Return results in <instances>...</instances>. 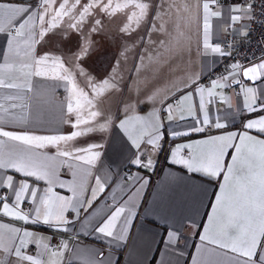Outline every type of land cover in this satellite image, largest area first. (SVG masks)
Instances as JSON below:
<instances>
[{
    "label": "crops",
    "instance_id": "crops-1",
    "mask_svg": "<svg viewBox=\"0 0 264 264\" xmlns=\"http://www.w3.org/2000/svg\"><path fill=\"white\" fill-rule=\"evenodd\" d=\"M14 2L34 4L35 0ZM205 2L209 3V42L220 43L224 50L225 37L245 22L243 18L240 24L232 25L229 22L230 6L240 5L241 0H162V10L158 9L157 0H99L98 6L94 7L98 8L100 27L106 32H116L111 37H101L99 45L102 48L121 49L131 46L132 50L126 53V56L131 58L137 39L135 36L120 39L118 33L122 32L123 28H128V32H146L141 44H136L140 48L147 47L151 36L167 38V32H171L170 35L177 38L161 39L159 44H156L154 39L152 41L154 47L163 48L158 49V52L159 57H164L165 60L160 67L164 74H159L160 71L154 76L146 72L141 80L132 71L126 83L116 81L115 89L108 84L101 88L96 108L86 101L77 103L70 96L76 86L81 92L85 90L88 98H95L97 92L92 94L88 91L89 79H100L93 82L99 81L102 86L105 78H108L106 72H99L100 75L94 77L95 72L89 77L81 73L71 74L66 72L65 68L62 70L59 63L52 60L51 63L40 66L45 74L36 76L35 60L42 53L39 43L36 42L39 40L40 21L30 20L22 30L23 35L19 37L16 35L18 24L9 23L8 20L3 22L2 26L6 31L0 33V127L6 131H25L41 136L84 132L89 127L98 129L101 125L104 130L91 131L86 135L60 141L58 146L49 145L38 150L49 157H56L58 162H66L60 164L57 170L58 179L53 178L47 210L39 205L38 201L33 204L30 197L18 207L13 200L6 201L10 205L7 215L0 205V264H33L32 261L16 255L17 247L20 248L22 256H33L40 264H194V258L196 264H200L201 260L204 264H232L225 253L232 257L236 254L200 239L201 235H205V227H213L208 218L213 214L212 209L216 196L220 194L221 185H225L226 173L210 178L201 172L189 171L186 166L172 162L170 149L187 144L189 148L182 151L180 156H187L189 151L197 156L207 155L212 146L198 142L207 141L214 136H227L232 132L244 133V124L248 120L264 116V111L250 112L245 109L246 89L255 87L257 95L264 93V78L252 83L237 75L235 79L241 81L237 86L232 77H229L226 81H220L226 86L212 89L213 94L210 96V81L227 76L230 70L228 68L208 82H200L201 92L179 100L180 96H184V92L179 90L185 88V80L189 83L196 77L201 80L223 57L203 47ZM109 3L111 7L104 11L101 5L107 6ZM139 4L150 5L146 14L136 6ZM2 11L3 9H0V12ZM158 11L161 12L162 19L156 16ZM212 12H220L221 15L213 16ZM35 15L34 12L33 16ZM129 16L132 17L131 21ZM154 19L156 26L153 30L150 26ZM161 26L164 28L163 32L159 31ZM161 42H164L163 45ZM120 49L112 50L113 61L122 55ZM138 52H141L140 49ZM115 72L117 73L116 70ZM64 74L69 75V81L53 78ZM135 82H138V88H135ZM173 94L177 95L179 103L174 104L169 113L164 110L161 102L166 96ZM148 96L153 99L149 101ZM201 99L210 113L209 118L213 121L218 118L219 122L226 124L225 128L216 129L198 122L203 117V112L197 107ZM69 102L73 106L72 114L67 113ZM167 103H171V100ZM129 104L131 110L126 117L125 108ZM94 111L108 117L110 122L106 123L99 116L93 118L91 113ZM169 115L173 119L169 120ZM77 119L79 124L73 127ZM121 120H127V131L120 127ZM153 123L158 124V135L153 131ZM193 126L204 127L205 131L189 132L186 137L171 135L173 130L183 132ZM129 133L134 137L140 136L138 142L144 145L142 154L146 158L145 162L147 159L152 161L153 166L150 169L128 162L127 157L131 154ZM248 135L264 139V136H260L255 130H249ZM150 137L155 140L153 146L146 144ZM0 140L5 141L6 146L28 147L7 137L0 136ZM166 141L169 146L164 153H160L161 143ZM235 143H239V140ZM93 144L99 147L90 151H76L87 149ZM245 146L254 147L258 153V145L252 146L245 140ZM58 151H67L71 155L57 157ZM96 151L101 154L99 160L93 165L86 164L85 161L91 152ZM234 154V148L226 149V155L221 157L225 166L231 162ZM75 155L84 156L85 161L74 159ZM130 174L135 178L126 179ZM7 175L13 176L17 181L23 179L37 189L49 187L46 181L37 182L35 178L23 176L12 169H0V188L5 195L11 191L4 186ZM252 175L257 178L259 176L258 159L255 161ZM97 176L104 184L102 192L95 183ZM61 182L74 186L76 195L73 196L70 187H59ZM92 189H96V199L91 207H88L83 202L91 199ZM56 195L71 197L73 204L79 200L83 205L78 216L71 209L64 213L65 219L74 221L73 223L57 225L55 213L59 209ZM133 205L134 215L126 241L118 242L94 231L116 207L125 206L127 210ZM37 206L41 208L39 222H34V212L27 221L16 218L18 214L29 213ZM84 208L87 211H84ZM46 211L52 213L50 224L43 222ZM219 230L218 225L212 235ZM169 232L177 233L174 243L169 241ZM65 244L67 247H63ZM99 253L103 255L100 256Z\"/></svg>",
    "mask_w": 264,
    "mask_h": 264
},
{
    "label": "snow or ice",
    "instance_id": "snow-or-ice-1",
    "mask_svg": "<svg viewBox=\"0 0 264 264\" xmlns=\"http://www.w3.org/2000/svg\"><path fill=\"white\" fill-rule=\"evenodd\" d=\"M67 0H65V3ZM79 3V0H77ZM49 0H35V3H15L14 0H7V2H2L0 0V33L6 31L2 26L5 20L9 23L15 22L18 24L16 30V35L19 37L23 35V29L29 23L30 20L38 19L40 21L41 29L38 32L39 40L37 43L45 42V37L49 34H56L54 29L55 25L49 23L47 29L45 28V16L47 15V5ZM64 3L60 4V8L63 9ZM142 10L143 14H146L150 5L139 4L136 5ZM259 7L261 11L259 13L253 11L255 7ZM91 7L88 5L85 8ZM104 11H107L111 4L107 6L101 5ZM158 9L162 10V0H157ZM204 9V24H203V47L206 50H210L213 53H218L222 56H231L232 52H225L222 49L220 43H210V31L211 25L209 23V3H203ZM36 13L35 17L33 13ZM229 22L232 25L240 24L242 18L245 20L244 23L240 24L239 29L233 30V35H239L242 40L247 41L250 33L253 31L251 24L259 23L264 26V20L258 19V17H264V0H241L240 5L230 6L229 8ZM239 13V14H233ZM83 15V13H82ZM213 16H220V12H212ZM156 16L162 19L161 12L158 11ZM131 21L132 17H128ZM139 23V19L137 20ZM101 21L99 19L95 20L94 23L88 28L87 32L81 24H71L69 28L74 30L80 40L78 47L74 53H72V67L75 68L77 74L83 73L85 77H89L91 74L83 68L82 61L86 60L93 51L95 42L90 38L93 34H99L102 31L100 27ZM155 19L150 26V29H155ZM48 29H53L49 31ZM243 30V31H241ZM122 32L128 33V28L121 29ZM159 31L163 32L164 28L161 26ZM62 39H67L70 32L59 33ZM143 39V38H140ZM164 42H161L163 45ZM227 47H235V44L227 45ZM120 54H118L119 56ZM51 57L48 52L41 53L35 60L36 70L34 74L36 76H43L45 73L41 70V65H45L50 61ZM120 60L116 59L113 62V66L119 64ZM79 64L76 68L75 65ZM63 68V64H61ZM240 68V72H235L233 70ZM237 75L247 78L252 81L260 80L264 78V56H261L259 61L251 64L247 67L242 66L238 61L233 62L230 66V70L227 76H221L219 79H213L210 81L211 88L209 90V95L211 96L212 89L219 87H225L226 85L220 83L221 80H228L232 77L234 83L239 86L241 81L235 79ZM55 79H60L63 81H69V75L64 74L59 77H53ZM110 78H105L104 83L109 84ZM185 88L179 91L184 92V96H180L179 100L184 99L186 96H194L201 92L200 79L196 77L189 83L187 80L183 82ZM91 88L95 89L96 85L89 81ZM13 87L14 85H8ZM110 87L112 89L116 88L115 83H111ZM187 89H191L188 91ZM257 89L255 87H248L245 94V104L244 107L250 112L264 111V93L257 95ZM223 99V97H221ZM147 99L151 101L152 96H148ZM168 100H172L173 103H167ZM179 100L177 95L173 94L171 96H166L161 102L164 110L171 112L174 104H178ZM198 110L203 112V117L198 120L201 125H206L208 127H214L216 129H222L226 127V124L219 122V119L213 121L209 118L210 113L205 109L203 100L201 99L197 105ZM131 110V105H127L125 108V115L127 117L128 111ZM67 113H73L72 103L67 104ZM91 116L96 118L99 116L105 122H110L109 118L104 116L99 112H92ZM143 119V118H138ZM171 120L173 117L168 116ZM79 124V119L76 120V124L72 125L75 127ZM127 120L120 121V127L126 128ZM245 132L237 133L232 132L227 136H214L210 137L207 141H200L198 143L210 144L212 147L207 155H194L192 152H188L187 156H180V153L189 148L187 144L177 145L175 148L170 149V155L172 157V162L177 164H182L187 167L189 171L201 172L206 176L213 178L219 176L221 173L225 174V185H221L220 194L216 196V203L212 209V215L209 216V223L213 226L212 228L205 227V235H201V241H209L210 244L218 245L222 249H228L231 253L236 254L234 257L225 255L232 262V264H264V139H256L255 137L248 135L249 130H255L260 136H264V116H260L256 119H250L244 124ZM103 131L104 126L101 125L98 129L95 127H89L84 132L73 131L67 135H50L41 136L31 134L29 132H13L6 131L0 127V136L7 137L12 141H19L22 145L28 146L27 148H19L16 146H6L5 141L0 140V169H12L18 174H22L26 177H33L37 182L46 181L49 185L46 189H37L36 187L30 186L25 180L21 179L19 181L14 180L13 176L7 175L4 186L11 189L6 195L3 194V189L0 188V205H2L4 213L7 215L9 212L10 205L6 202L8 200H13L15 205L18 207L20 204L27 202L28 198H31L33 204L37 201L39 205L43 206L46 210L49 206L48 194L52 192L51 185L53 184V178L58 179L57 170L60 164L66 161H57L56 157H49L46 153H42L38 150L45 148L49 145H57L60 141L70 140L75 137L86 135L91 131ZM153 131L158 135V124L153 123ZM204 127H191L188 131H176L173 130L171 135L173 137H186L189 132H204ZM128 139L131 141L129 145L130 156L127 160L130 164L139 166L141 168L150 169L152 165L151 159H147L145 162V156L142 154L144 145L138 140L140 136H133L129 133ZM239 140V143L235 141ZM245 140H247L252 146H259L258 153L255 151L254 147H246ZM228 141H233V143H228ZM148 146H153L155 140L151 137L146 141ZM99 145H89L87 149H77V152L90 151L93 148H97ZM234 148L235 154L231 157V162L226 166L223 163L221 157L226 155V149ZM7 149V150H6ZM134 149V150H133ZM140 153V154H138ZM71 154L67 151L56 153L57 157H69ZM100 153L98 151L91 152L90 157L85 161L84 156L75 155L73 158L76 160L85 161L88 165H93V163L100 158ZM179 156V158H177ZM259 161V176L258 178L252 175L255 161ZM110 170V166H109ZM247 173V174H245ZM75 176L76 173H73ZM135 176L130 174L126 179H134ZM95 183L99 186V190L104 191V184L99 176L95 177ZM59 187H70L73 196L76 195V188L74 186L67 185L63 182L59 184ZM92 197L84 201L88 207H91L93 200L96 199V189H92ZM41 193H43L41 195ZM56 204L58 205V212L55 213V221L57 225L64 224L68 225L74 221L65 219L64 213L68 210H72L78 216L81 211L82 204L79 200L76 204H73V198L63 197L56 195ZM80 205V206H77ZM127 208L125 206L116 207L112 211L102 224L95 227L94 231L103 234V236L108 238H113L115 241L124 242L128 237L129 225L132 222V216L134 215L133 208ZM87 211L86 208L83 209ZM34 212L36 214V220L34 222H39V216L41 208L39 206L34 207L29 213L18 214L17 219H22L27 221L29 216ZM52 213L46 211L43 222L45 224H50ZM123 217V219H122ZM122 220V223H121ZM241 221L243 223H241ZM118 225H120L118 227ZM220 226V230L212 235L216 226ZM66 230V229H65ZM27 235V233H25ZM177 233L169 232V241L175 242V237ZM168 243V241H166ZM67 247V245H63ZM58 251V250H57ZM16 255L22 259L32 261L33 264H40L39 260H36L33 256H22L20 248H16ZM100 256L103 253H99ZM194 264H196V258H194ZM200 264H204L201 260Z\"/></svg>",
    "mask_w": 264,
    "mask_h": 264
},
{
    "label": "rangeland",
    "instance_id": "rangeland-1",
    "mask_svg": "<svg viewBox=\"0 0 264 264\" xmlns=\"http://www.w3.org/2000/svg\"><path fill=\"white\" fill-rule=\"evenodd\" d=\"M99 0H79V3H77V0H67L65 3V0H49V4L47 5V15L45 16V28L47 29L48 24H54L55 25V33L56 34H49L45 37V42L39 43L40 49L42 53L48 52L51 59L49 63L55 61L58 62L61 68V64H63L62 70L65 68L66 72H69L71 74L76 73L75 68L72 67V53H74L78 47V43L80 40V36L76 34L74 30H71L69 28V25L71 24H81L84 28V31L87 32L88 28L94 23L95 20L99 19L100 15L98 14V8H95L94 6H98ZM64 3L65 6L63 9L60 8V4ZM91 5L85 12V8ZM83 13V15H82ZM50 32L53 31V29H48ZM61 32H70V35H68L67 39H62L59 33ZM115 31L113 32H106L105 30H102L99 32V34H93L90 36V38L95 42V46L93 48L92 54L84 61H82L83 68L86 69L87 72L90 74H93V77L99 74V72L105 73L108 78H110L109 86L111 82H120V83H126L129 81L130 73L137 74L139 78L143 76V73H151L155 76L156 72H160V67L162 66V62L165 61L164 57H159L160 53L158 52V49H163L161 47H154L152 41L153 39L156 40V44H159V41L161 39H172L177 38L176 36H171V32H167V38L164 36L162 38H153L151 36L150 41H147V47L140 48L139 46H136V44H141L143 41L146 32H119L118 35L120 39L127 38V36H135L137 39L136 44L133 46V52L131 58L129 56H126L127 51L129 52L132 50V47H125V48H105L101 47L100 39L103 36L111 37L115 35ZM174 32H172V35ZM171 36V37H170ZM180 37V36H178ZM143 38V39H140ZM40 39V38H39ZM127 42H125L126 44ZM168 47V46H167ZM122 50V55L116 59L120 60V63L113 66V58L111 56L112 50ZM140 49V53L138 52ZM166 49V48H165ZM170 49V47L168 48ZM167 49V50H168ZM139 53V54H137ZM125 54V55H124ZM113 61V62H112ZM137 61V62H136ZM136 62V63H135ZM76 68L79 67V64L75 65ZM118 67V69H117ZM101 70V71H100ZM117 71V73L115 72ZM119 71V73H118ZM83 74V73H81ZM159 74H164V71L160 72ZM119 75V76H116ZM94 80H100V79H89L91 83L95 84V89L89 88L92 94H96L95 98L89 97L85 94L84 91L77 90L78 87L74 86V91L71 93V99L73 101H76L77 103H83L86 101V103H90L94 108L98 107V100L100 96L101 88H104L107 86L105 83L99 85V81ZM142 80V78H141ZM140 83V82H139ZM135 88H138V82H135ZM123 89H125V86H123ZM92 99L94 101H92ZM90 100V101H89Z\"/></svg>",
    "mask_w": 264,
    "mask_h": 264
},
{
    "label": "built area",
    "instance_id": "built-area-1",
    "mask_svg": "<svg viewBox=\"0 0 264 264\" xmlns=\"http://www.w3.org/2000/svg\"><path fill=\"white\" fill-rule=\"evenodd\" d=\"M253 11L259 13L261 9L257 6ZM258 19L264 20V17H258ZM251 27L253 31L250 33L247 41L242 40L241 37L237 35H233V32H230L225 37L224 51H231L232 55H224L217 65L202 77L200 80L201 83H206L215 76L221 74L226 69L230 68L233 62L238 61L242 66L246 67L258 62L260 57L264 56V26L259 23H252ZM232 44H235V47H227V45ZM237 69L241 70L240 68ZM171 103H173L172 100ZM168 146V141L162 142L160 153H164Z\"/></svg>",
    "mask_w": 264,
    "mask_h": 264
},
{
    "label": "water",
    "instance_id": "water-1",
    "mask_svg": "<svg viewBox=\"0 0 264 264\" xmlns=\"http://www.w3.org/2000/svg\"><path fill=\"white\" fill-rule=\"evenodd\" d=\"M247 67V66H246ZM244 78V77H243ZM245 80H247V81H250V82H252V83H255L256 81H252V80H249V79H247V78H244Z\"/></svg>",
    "mask_w": 264,
    "mask_h": 264
}]
</instances>
